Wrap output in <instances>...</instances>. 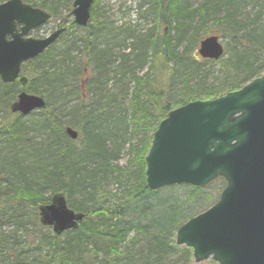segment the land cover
<instances>
[{
    "label": "trees",
    "instance_id": "1",
    "mask_svg": "<svg viewBox=\"0 0 264 264\" xmlns=\"http://www.w3.org/2000/svg\"><path fill=\"white\" fill-rule=\"evenodd\" d=\"M23 1L52 21L71 12L72 0ZM98 1L85 28L71 23L22 65L15 83L0 82V196L9 194L12 205L0 207V264H193L191 250L176 246L175 232L225 186L217 179L206 188L150 191L144 158L171 110L221 97L264 74V0H203L196 7L191 0H136V13L152 21L146 29L114 25L98 13ZM247 7L252 15L242 13ZM208 35L225 41L226 59L197 55ZM21 90L44 97L46 108L25 118L10 114ZM64 127L75 129L77 140ZM26 132L45 139H20ZM126 146L133 159L120 165ZM164 192L170 195L161 199ZM55 193L84 214L60 236L38 221V206Z\"/></svg>",
    "mask_w": 264,
    "mask_h": 264
},
{
    "label": "water",
    "instance_id": "2",
    "mask_svg": "<svg viewBox=\"0 0 264 264\" xmlns=\"http://www.w3.org/2000/svg\"><path fill=\"white\" fill-rule=\"evenodd\" d=\"M93 0H73L74 24L84 27ZM50 19L46 12L21 0L0 4V80L13 83L22 63L43 53L64 32L44 38L28 33ZM223 47L217 37L199 44L202 59L218 60ZM42 97L20 92L11 113L27 115L44 109ZM72 140L77 132L69 127ZM149 190L174 184L204 187L221 177L225 187L217 203L186 221L175 243L192 249L193 262L264 264V75L241 89L210 101H194L167 114L152 135L145 156ZM39 223L55 235L76 229L84 215L67 207L62 193L38 207Z\"/></svg>",
    "mask_w": 264,
    "mask_h": 264
},
{
    "label": "rangeland",
    "instance_id": "3",
    "mask_svg": "<svg viewBox=\"0 0 264 264\" xmlns=\"http://www.w3.org/2000/svg\"><path fill=\"white\" fill-rule=\"evenodd\" d=\"M203 0H191L192 6L196 7L199 6V3L201 4ZM98 9H100L98 11V13H103L104 16L109 17V20L114 24V25H121L124 23H131V24H135L139 27V29H146L149 28L152 25V21L149 20L148 22L146 20H143L137 13H136V0H99L98 1ZM243 14H249L251 13V15L254 13L253 11L251 12L249 7H247L245 10L242 11ZM67 13L65 12L64 15H66ZM65 19L67 21V26L70 24V22L72 21V18L65 16ZM61 20H57V21H49L47 24H45L44 26L38 28L37 30L33 31L30 33L31 37L34 38H41L44 36H47L50 32H52V30H54L59 23H61ZM209 27V25L207 26ZM161 30H163V27H161ZM170 36H174V32L170 31ZM209 36V35H208ZM207 36H204L203 38H205ZM219 38V37H218ZM220 39V38H219ZM221 43L225 48V41H223L222 39ZM226 55L223 56L222 59H226ZM144 73L146 72V69L143 71ZM208 83H211V77L208 78ZM2 116V113L0 112V117ZM20 139H27V140H31L30 142H34V143H40L45 139V136H39L36 133H29L26 132V135H21ZM141 137H133L132 138V143L133 145H135L136 143H138L140 141ZM2 138H0V151H2V148L5 146L4 143H2ZM21 143V142H20ZM18 145H21L18 143ZM130 147H125L124 150L121 152L120 155V159H119V164L120 165H128L129 163L132 162V156L133 154L130 153L129 150ZM3 156V152H1L0 157ZM180 187V186H179ZM117 187L110 185L109 186V190L114 193L116 191ZM179 191V190H177ZM205 193H208L209 190H205ZM165 195H170V193L164 192V194H161V199L163 198V196ZM10 200V195L7 194V196H0V207L2 209H4V207H6V209L11 208L12 205H10L11 202H9ZM196 214L202 212L203 210H199L196 209ZM200 211V212H199ZM192 215V216H194ZM12 223V222H11ZM12 224L9 225V229H11ZM24 229L28 231L31 230L30 225H25ZM4 230H6V228H4ZM8 230V229H7ZM29 233V232H28ZM209 260V259H208ZM204 261L205 263H211V261ZM205 263H201V264H205ZM193 264H197L195 262H193Z\"/></svg>",
    "mask_w": 264,
    "mask_h": 264
},
{
    "label": "bare ground",
    "instance_id": "4",
    "mask_svg": "<svg viewBox=\"0 0 264 264\" xmlns=\"http://www.w3.org/2000/svg\"><path fill=\"white\" fill-rule=\"evenodd\" d=\"M13 195H11V197H12Z\"/></svg>",
    "mask_w": 264,
    "mask_h": 264
}]
</instances>
